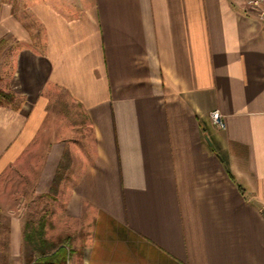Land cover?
<instances>
[{
    "label": "crops",
    "instance_id": "0c3cea01",
    "mask_svg": "<svg viewBox=\"0 0 264 264\" xmlns=\"http://www.w3.org/2000/svg\"><path fill=\"white\" fill-rule=\"evenodd\" d=\"M247 1L0 0V90L13 95L0 176L43 128L54 88L90 132L63 210L88 225L72 264H264V12ZM67 145L47 146L35 193ZM22 226L11 215L14 250Z\"/></svg>",
    "mask_w": 264,
    "mask_h": 264
},
{
    "label": "rangeland",
    "instance_id": "374dc122",
    "mask_svg": "<svg viewBox=\"0 0 264 264\" xmlns=\"http://www.w3.org/2000/svg\"><path fill=\"white\" fill-rule=\"evenodd\" d=\"M16 16L31 29L33 36L42 35L40 26L29 11L20 9V13ZM52 93L53 96L47 108V120L43 128L23 153V157L21 156L16 163L7 167L0 176V264H26L25 257L29 254V247L24 240L19 245L16 244L17 249L15 247V250L12 249L9 237L11 215H19L22 219L23 233L29 232L31 228L38 227L42 223L46 238L55 242L64 239L63 242L68 244L67 264H72V249H75V254L78 252L80 243L88 230V225L82 226L78 222L74 224L66 219L63 210L68 190L75 182V177L83 165L80 159L82 151H88L90 132L84 123L81 109L62 90L54 88ZM60 139L68 143L66 153H63L59 163L62 169L60 167L61 170L54 181L57 176L56 170L48 193L39 195L35 193V185L43 154L52 141ZM17 203L21 210L16 211ZM11 208L14 212L10 210Z\"/></svg>",
    "mask_w": 264,
    "mask_h": 264
},
{
    "label": "trees",
    "instance_id": "16d2710c",
    "mask_svg": "<svg viewBox=\"0 0 264 264\" xmlns=\"http://www.w3.org/2000/svg\"><path fill=\"white\" fill-rule=\"evenodd\" d=\"M12 100L13 95L10 92L0 90V104L5 105L12 102ZM61 166L60 164L59 169L57 168V176L54 181L62 169ZM23 240L29 247V254L25 257L26 264H67L66 247H68V244L63 242L64 239L55 242L46 238L42 223L38 227L31 228L29 232L25 231Z\"/></svg>",
    "mask_w": 264,
    "mask_h": 264
},
{
    "label": "built area",
    "instance_id": "2783aa9c",
    "mask_svg": "<svg viewBox=\"0 0 264 264\" xmlns=\"http://www.w3.org/2000/svg\"><path fill=\"white\" fill-rule=\"evenodd\" d=\"M247 5L261 9L264 12V0H248ZM210 118L214 125L219 128H225L223 116L218 110L210 112Z\"/></svg>",
    "mask_w": 264,
    "mask_h": 264
}]
</instances>
